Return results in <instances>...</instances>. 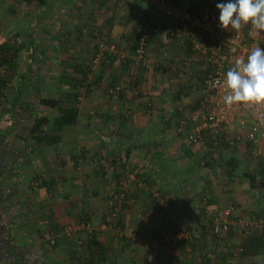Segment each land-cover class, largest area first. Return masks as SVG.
Wrapping results in <instances>:
<instances>
[{"label":"crops","instance_id":"1","mask_svg":"<svg viewBox=\"0 0 264 264\" xmlns=\"http://www.w3.org/2000/svg\"><path fill=\"white\" fill-rule=\"evenodd\" d=\"M34 3L0 10V47L21 48L0 64V176L9 194L0 205L11 229L0 239V264H264V227L241 242L212 232L224 213L264 220V157L251 155L246 129L226 127L233 145L221 132L190 143L178 130L205 74L184 26L144 0ZM104 38L114 50L93 65ZM116 84L124 90L108 93ZM40 90L76 94L78 120L36 142L13 113L18 100L33 117L53 113L23 100ZM120 191L112 221L107 201Z\"/></svg>","mask_w":264,"mask_h":264},{"label":"built area","instance_id":"2","mask_svg":"<svg viewBox=\"0 0 264 264\" xmlns=\"http://www.w3.org/2000/svg\"><path fill=\"white\" fill-rule=\"evenodd\" d=\"M147 6L156 14L168 19L170 25L184 26V39L191 50L203 53L204 71L202 96L195 110L185 112L178 125V130H186L187 140L197 143L207 133L221 132L223 141L233 145L234 139L226 132V127L235 122L237 117H246L250 124L245 127L244 141L250 146L251 155L255 158L264 157V102H242L226 105L223 97L227 94L226 73L236 66L237 60L246 62L250 51L257 46L264 48V33H259L250 24L239 30L222 29L219 26V11L216 4L220 0H202L197 3L173 4L170 0H144ZM148 32L144 29L138 38L135 54L142 58ZM112 45L104 38L99 42L97 52L92 59L93 65L104 60V52H112ZM95 88V87H93ZM124 88L111 85L108 93H120ZM125 193L120 191L112 194L107 201L109 216L112 221L121 211ZM87 227L81 225L80 228ZM264 227V220L256 216L250 219L239 218L231 220L224 213L212 226L215 236L235 235L238 241H243L255 231ZM67 231L70 229L65 228ZM237 252L241 253L239 245Z\"/></svg>","mask_w":264,"mask_h":264},{"label":"clouds","instance_id":"3","mask_svg":"<svg viewBox=\"0 0 264 264\" xmlns=\"http://www.w3.org/2000/svg\"><path fill=\"white\" fill-rule=\"evenodd\" d=\"M216 8L222 29L239 30L242 24H250L264 33V0H220ZM226 87V105L264 102V48L252 49L246 62L236 61V66L226 73Z\"/></svg>","mask_w":264,"mask_h":264},{"label":"trees","instance_id":"4","mask_svg":"<svg viewBox=\"0 0 264 264\" xmlns=\"http://www.w3.org/2000/svg\"><path fill=\"white\" fill-rule=\"evenodd\" d=\"M26 4H30L31 2H35L36 4L42 6L44 4V0H23ZM21 52V48L18 47L17 49L14 48H7V47H0V64H9V62H14L11 58L12 54H18ZM97 52V51H96ZM95 52V53H96ZM94 53V54H95ZM104 55V60H105ZM11 72V70L9 71ZM82 81H78V83H73L74 86L81 85ZM21 94L19 95V97ZM26 101L27 104H36L41 108L47 109L49 112H53L49 115L40 114L35 117L31 116V110L29 108L20 105L18 101L14 105L15 111L13 113V117L18 120L19 123H23L28 129L27 137L33 139L36 142H41L45 138H48L52 132L59 133L62 127L65 126H72L77 124V116H78V109H77V95L76 94H67L65 98H55V97H48L42 94V90L39 92H32L27 99H23ZM49 124L52 125L50 129L48 128L47 131L44 130ZM250 181L254 180L253 176H247ZM0 176V202H6L8 199L7 187L4 186L5 178ZM3 179V182L1 180ZM9 192V191H8ZM124 202V201H123ZM9 210V209H8ZM8 210L5 207L0 205V239L8 236L11 233L10 227L5 224V215L8 213ZM4 216V217H3ZM232 233H229V235ZM228 236V235H227ZM1 241V240H0ZM242 251L244 248L241 246ZM16 264V262L14 263Z\"/></svg>","mask_w":264,"mask_h":264},{"label":"rangeland","instance_id":"5","mask_svg":"<svg viewBox=\"0 0 264 264\" xmlns=\"http://www.w3.org/2000/svg\"><path fill=\"white\" fill-rule=\"evenodd\" d=\"M13 3H10L7 2L6 0H0V10L3 9L4 5L8 3V8H9V12H11L12 14L14 12H16L17 8H19V5H18V1L20 0H11ZM35 4V3H34ZM29 5V4H28ZM36 5V4H35ZM21 9V8H19ZM25 9H27V13H30V14H33L34 10H35V7H33V5L31 4L30 6H26ZM247 24H243L242 26H246ZM251 121L249 119H247L246 117H237L236 121L235 122H231L230 124H228V128L230 130H233L235 128H240L241 130H244L245 127L243 124H250Z\"/></svg>","mask_w":264,"mask_h":264}]
</instances>
